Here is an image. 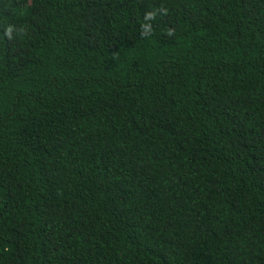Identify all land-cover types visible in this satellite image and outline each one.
<instances>
[{
	"label": "trees",
	"instance_id": "1",
	"mask_svg": "<svg viewBox=\"0 0 264 264\" xmlns=\"http://www.w3.org/2000/svg\"><path fill=\"white\" fill-rule=\"evenodd\" d=\"M0 264H264V0H0Z\"/></svg>",
	"mask_w": 264,
	"mask_h": 264
}]
</instances>
